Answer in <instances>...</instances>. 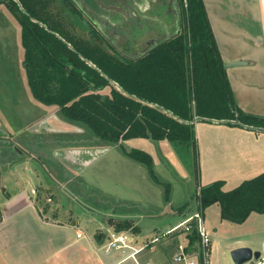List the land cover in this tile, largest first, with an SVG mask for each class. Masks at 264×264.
I'll list each match as a JSON object with an SVG mask.
<instances>
[{"label": "trees", "instance_id": "trees-1", "mask_svg": "<svg viewBox=\"0 0 264 264\" xmlns=\"http://www.w3.org/2000/svg\"><path fill=\"white\" fill-rule=\"evenodd\" d=\"M0 3L20 24L25 73L34 99L58 107L63 120L143 164L152 180L163 186L166 201L170 183L159 180L152 155L125 149L123 141L166 140L185 159V153L196 151L189 122L196 115L264 127V117L245 113L234 100L203 0H177L180 29L133 57L118 51L114 39L77 0ZM106 87L109 92L104 94ZM223 184L215 180L195 191L202 217L214 204L221 220L238 224L252 212L264 213V171L229 190ZM109 220L116 232L139 233V226L129 219ZM191 224L188 245L197 242L199 264H205L197 222L192 219ZM104 235L95 236L103 240Z\"/></svg>", "mask_w": 264, "mask_h": 264}, {"label": "rangeland", "instance_id": "rangeland-1", "mask_svg": "<svg viewBox=\"0 0 264 264\" xmlns=\"http://www.w3.org/2000/svg\"><path fill=\"white\" fill-rule=\"evenodd\" d=\"M77 1L79 4L83 2V8L96 13L102 24L106 21L113 26L128 17L129 4L124 0H101L102 4L97 0ZM134 1L138 7V3H141L142 7L153 9V0ZM102 91L108 93L109 87ZM34 108L42 109L41 116L36 117L34 124L19 126L23 119L11 110L6 111L5 118H0L4 123L0 125V136L8 138L7 141L0 138V148L5 147L10 151L8 155L3 153L6 156L1 158V162H7L9 167L6 169L9 170L14 166L5 180V186L9 189L4 190L14 192L11 189L16 187L14 180L17 181L19 173L21 176L24 174L27 182L24 193L32 202L29 207L24 204L5 222V230L0 234V264H55L56 258L65 260L72 250H64L63 239H66L64 244L72 242L77 246L80 242L86 243L89 236L95 237L104 231L108 238L109 233L115 231L109 219H129L139 225L138 239L141 245L144 243L142 253L145 255L146 248L153 245V253L158 261L163 257L183 264L174 260L180 246L184 248L188 244L185 235L190 231L185 230L181 223L197 213L195 191H199L200 174L201 183L204 184L206 171L219 167L207 161L208 158H203L202 153L198 154L197 145L195 153H185L187 158L176 157L172 163V159L170 161L168 156H163L159 146L149 149L146 143L152 142L148 139L135 138L128 143L123 141L125 149L130 146L152 152L150 154L154 157V169L159 180L163 184L170 183V196L166 201L163 186L152 180L143 164L122 154L120 149L95 139L78 125L63 120L58 107ZM34 113V110H29L28 115ZM10 115L12 117L8 119ZM40 129L46 131L41 132ZM66 145H72L75 149H64ZM166 147L162 146L165 151ZM172 151L176 156L175 149L172 148ZM169 155L173 157L171 151ZM21 157L29 162H16L18 165L11 162L14 159L23 160ZM6 169L5 172L8 171ZM184 204L188 205L181 209ZM217 208V204L207 208L201 217L209 238L206 249L209 264H234L229 249L232 242L237 238L255 241L262 237L264 214H254L256 216L247 222L237 224L220 220ZM75 228L83 233L78 240L75 238ZM197 252L193 251L191 255L195 264H199ZM98 253L102 255L101 250ZM255 261L252 259L243 264H253Z\"/></svg>", "mask_w": 264, "mask_h": 264}, {"label": "crops", "instance_id": "crops-1", "mask_svg": "<svg viewBox=\"0 0 264 264\" xmlns=\"http://www.w3.org/2000/svg\"><path fill=\"white\" fill-rule=\"evenodd\" d=\"M97 1L103 3L101 0ZM126 1L129 4L127 19L121 23L116 22L113 26L108 25L106 21L105 24H102L97 19L98 15L96 13L90 12L84 7L89 16L96 18L101 23L102 28L114 39L118 51L125 56H139L151 46L170 38L180 29L177 0H153L152 10L151 7H142L141 3H138L139 7L136 6L134 0H124V3ZM203 2L223 64L242 61L232 66L224 67L223 65L225 76L230 84L237 106L245 113L264 117V0H203ZM125 22H128V24L123 25ZM8 104L9 106H7ZM34 106H42L43 109L49 107L35 101L31 93L24 67V47L21 41L20 24L8 7L0 3V118H5L6 111L11 110L14 115H21L20 118L23 120L19 126L34 124L36 117H40L42 113L41 108L39 110ZM29 110H34L35 113L28 115ZM14 115L13 117H16ZM11 117L10 115L8 119H11ZM204 118L210 120L203 119L193 122L192 119L189 121L193 123L197 151L200 155L202 153L203 158H208L207 161L210 160L211 164L217 165L219 169L212 167L215 170L206 171L203 176L204 184L201 183L202 175L200 174L199 186L207 185L215 180H223L222 188L229 190L228 188L232 189L243 180L252 178L264 171V131L247 128L237 123L218 121L223 119ZM240 123L252 127H261ZM3 124L0 119V125ZM39 131L45 132L46 130L42 131L40 129ZM0 138L5 139L6 137L0 136ZM7 140L8 138L3 141ZM148 140L152 142L146 143L149 149L159 146L163 151V156L166 158L168 156L170 161L172 159V163L176 160V157L180 159L178 153H175L176 156L174 155L173 147L166 140ZM128 141L125 142L128 143ZM163 145L167 146L166 151L162 148ZM71 146L66 145L64 149ZM109 146L118 148L114 145ZM71 149L75 148L71 147ZM170 151L173 157L169 155ZM3 153L7 154L10 151L5 147L0 148V234L5 230L4 226L5 222L8 221L7 219L19 212L24 204H27L28 207L32 205L31 198H26L24 193L27 184L26 175L21 176L19 173L16 177L17 181L14 180L16 187L11 189L16 194L14 192L7 193L4 190L9 189L5 186V180L8 179L7 173H10L14 166L12 165L13 167L10 170L6 169V167H9L7 162H1V158L6 156ZM150 153L152 152L150 151ZM152 158L154 161L153 155ZM26 161L29 162V160L23 158V160L14 159L11 162L14 164L19 162L20 164ZM16 165L18 164L16 163ZM5 169L8 171L5 172ZM14 202L15 204L11 206ZM254 214L261 215L264 213L252 212L243 223L247 222L252 216H256ZM217 215L220 217L219 207L217 208ZM70 226L74 227L73 225ZM75 231L77 240L83 237V233L77 229ZM77 233H81L82 236L77 237ZM104 234L106 235H104L103 240L96 239V236H89L86 243L80 242L77 246L76 243L73 245L72 242L64 244L66 239H63V248H66L64 250L71 249L72 251H69L70 256L65 260L56 258L55 264H72L76 260L77 264H156V262L160 264H177L173 260L168 261L163 257L158 261L154 255L155 253H153V245L146 248L145 251L148 255L142 253L144 250H140L132 256L133 258L129 256L132 250L128 251V249H112L109 253H106L105 240L107 232ZM186 235L185 237L188 239ZM138 236H140L139 233L132 234L130 244L135 248L142 247L144 244L141 245L142 242L139 241ZM257 240L248 241L237 238L232 242L229 249L232 250L240 246L251 248L253 246V249L259 250L261 255H264V233ZM187 243H189V239ZM99 250L102 251L101 256L98 253ZM184 250L188 255H192L193 251H197V242L190 246L187 244ZM190 260H194L192 256ZM207 264H209V259ZM253 264H256V261Z\"/></svg>", "mask_w": 264, "mask_h": 264}, {"label": "built area", "instance_id": "built-area-1", "mask_svg": "<svg viewBox=\"0 0 264 264\" xmlns=\"http://www.w3.org/2000/svg\"><path fill=\"white\" fill-rule=\"evenodd\" d=\"M195 216L190 217V219L184 220L181 224H184L185 230L190 231L192 228L191 220L195 218V221L197 222V229L200 235V242L201 247L203 251V256L205 257V254L207 257L204 258L205 264L208 262V252L206 251L208 247V234L206 232V229L203 225V219L202 216L199 213H195ZM179 225L173 227L171 230L176 229ZM81 233H77V237H81ZM106 241V253H109L112 249H124V250H132V252L129 254L130 257L134 256L135 253H138L140 250L143 249V247L135 248L133 245L130 244L132 241V234L130 231L127 230H121V231H112L108 235ZM198 257V255H197ZM133 258V257H132ZM191 255H188L184 248L180 246V251L175 255L174 260L177 262H182L184 264H194V260H190ZM256 264H264V255H261L260 258L256 260Z\"/></svg>", "mask_w": 264, "mask_h": 264}, {"label": "water", "instance_id": "water-1", "mask_svg": "<svg viewBox=\"0 0 264 264\" xmlns=\"http://www.w3.org/2000/svg\"><path fill=\"white\" fill-rule=\"evenodd\" d=\"M242 61L238 62V61H234V62H230V63H224V67L226 66H232V65H236V64H239L241 63ZM203 119H207V118H204V117H201V116H196L194 119H193V122L194 121H198V120H203ZM207 120H210V119H207ZM213 120V119H211ZM217 121V120H215ZM220 122H232V123H237L238 125H241V126H244V127H247V128H254V129H257L259 131H264V128L262 127H252V126H248V125H244L236 120H228V119H223V120H218ZM261 256V252L259 250H252L250 247L248 246H240V247H236V248H233L231 251H230V257L233 261L234 264H243V263H246L252 259H255L257 260L258 258H260Z\"/></svg>", "mask_w": 264, "mask_h": 264}]
</instances>
